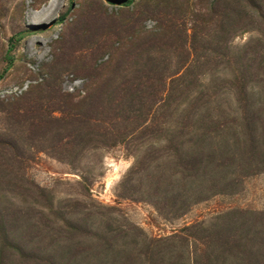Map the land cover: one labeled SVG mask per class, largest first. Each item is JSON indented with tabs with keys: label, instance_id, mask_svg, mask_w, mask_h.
Instances as JSON below:
<instances>
[{
	"label": "trees",
	"instance_id": "trees-1",
	"mask_svg": "<svg viewBox=\"0 0 264 264\" xmlns=\"http://www.w3.org/2000/svg\"><path fill=\"white\" fill-rule=\"evenodd\" d=\"M108 1L120 5L118 15L109 19L98 9L93 23L84 26L86 32L83 28L76 29L77 35L69 43L76 58L78 51L83 50L95 49V52L108 48L112 51L109 60L89 69L92 76L102 81L90 87L85 95L39 81L8 104L12 126L23 127L25 137L19 138L15 131H0V193H9L13 200L28 204L31 210L39 204L60 215L55 221L49 217L44 221L52 226L46 239L51 230L54 236L45 251L35 255L24 243L9 245L18 251L23 264H83L77 260L81 253L86 254L83 259L89 254L105 257L113 248V243L105 242V235L116 231H93L89 222L93 213L78 214L89 209L83 206L81 199L74 201L76 206L61 205L55 209L54 194L34 183L25 172V153L30 148L37 149L35 142L40 144L39 151H48L71 163L78 160L86 148L119 143L128 148L139 147L153 139H164L166 144L161 152L147 154L145 164L151 166L162 157H173L177 166L190 172L193 178L200 168L207 169L214 160L221 162L216 156L224 151L214 137L222 135L228 127L227 122L220 120L229 118L219 101L230 93L238 104L242 120H228L233 128H241L240 132L232 130L234 143L244 144L237 137L244 131L255 135L250 138L248 150L244 144L245 150L239 146L236 154L246 163L256 154L264 164V149L260 153L264 138L258 137L260 132L255 126L262 123V117L258 110L252 109L254 102L248 92L255 83L264 87V78L258 79L259 71L236 70L231 71V77H220L218 71L203 70L213 61L229 58L220 49L221 43H226L235 33L232 29L235 18L240 21L249 13V16L264 19V2L154 0L139 1L131 8L134 0ZM148 18H154L158 25L156 30L145 34L141 25ZM102 21L110 23L112 30L98 33ZM99 36L106 37L107 41L101 42ZM214 42L216 48L212 46ZM207 75L210 83L205 82ZM186 144L192 145L194 150L183 154ZM142 168L140 159L125 181L133 180ZM182 170L176 173L181 174ZM201 173L205 174L202 170ZM6 201L7 198H0V214L6 215L12 210ZM176 204L172 207L178 208ZM77 206L81 209L77 210ZM172 210L185 209L181 206ZM228 217H231L229 221L224 220L221 225L198 222L168 237H148L136 227L133 233L129 230L124 233L118 228V236L131 238L127 245L133 250V257L116 264H264V212L247 210ZM29 220L27 226L33 228L36 220L43 221V217H36L32 223ZM60 221L67 223L66 228ZM44 236L42 233L40 242ZM92 236L97 243L91 249L80 247L85 241L78 238ZM56 244L74 251L69 258L56 257L52 249ZM3 248L0 247V260L5 264Z\"/></svg>",
	"mask_w": 264,
	"mask_h": 264
},
{
	"label": "rangeland",
	"instance_id": "rangeland-1",
	"mask_svg": "<svg viewBox=\"0 0 264 264\" xmlns=\"http://www.w3.org/2000/svg\"><path fill=\"white\" fill-rule=\"evenodd\" d=\"M139 1L154 0H134L131 8ZM98 9L103 10L109 18L118 15L122 8L108 0H0V131H15L19 138L24 139L23 127L11 124L8 104L15 102L39 81H47L63 91L80 95H85L90 87L102 81V78L92 76L89 69L92 65L109 60L112 51L108 48L95 52V49L83 50L78 51L76 58L73 48H69V43L77 35L75 30L93 23ZM241 19H234V35L226 43H221L220 50L229 58L213 61L203 70L218 71L220 77H231V71L236 70L259 71L260 80L264 78V19L262 16H249V13ZM157 25L154 18L144 20L142 33L156 30ZM100 26L98 33L112 30V25L105 21ZM104 39L107 41L106 37L99 36L98 40L102 42ZM215 43L212 44L214 48ZM205 78V82L210 83L209 76ZM248 92L250 100L254 102L252 109L258 110V115L262 117V123L255 124L260 132L258 137L264 138V87L255 83ZM234 100L233 95L228 93L219 102L227 111V118L241 122V112ZM229 119H220L227 122L228 127L222 135L214 137L224 151L216 158L225 163L219 165L221 162L214 160L207 169L200 168L193 178L189 176L190 172L177 166V160L173 157H162L151 166L145 164L147 154L151 156L150 153L155 155L161 152L166 144L164 139H153L139 147L128 148L126 144L119 143L111 147L86 148L79 159L71 163L48 151H39L40 144L35 142L37 149L26 150L27 159L23 164L34 183L54 194L55 209L61 205L76 206L74 201L81 199L83 206L89 209L81 210L78 214L84 216L83 211L93 213L89 220L93 231L116 230L105 235V242L108 245L113 243L107 256L89 254L83 259L86 254L81 253L77 260L83 261V264L87 261L91 264L121 263L133 257V250L127 245L131 241L128 235H117L120 230L133 233L136 227L148 237H168L198 222L208 226L214 223L221 225L224 220L229 221L231 217L228 216L240 211L264 212L263 159L255 154L246 163L236 154L240 145L234 143L232 130L240 132L241 128H233ZM254 136L246 131L237 135L247 150L250 138ZM243 145L240 147L245 150ZM183 149L184 154L194 150V147L186 144ZM260 149L261 153L264 146ZM140 159L143 164L140 173L135 174L133 180L125 181ZM179 170H182L181 174L176 173ZM201 170L205 174H200ZM0 198H7V206L12 207L6 215L0 214V247H4L2 254L5 264H23L18 251L9 245L24 243L35 255L45 251L54 238L51 230V235L46 239L52 228L51 223H46L47 218L55 221L60 215L39 204L31 210L28 204L13 200L9 193H0ZM175 202L178 208L172 207ZM181 206L185 209L182 212L172 210ZM20 207L25 208L22 210ZM76 209L81 208L77 206ZM38 216H42L43 221L36 220V227L33 228L27 226L29 219V223H32ZM66 218L69 220V217ZM65 221L59 222L64 228L67 225ZM42 233L45 236L40 242ZM78 239L85 241L80 247L88 246V249L97 243L94 236ZM52 249L56 257L63 255L65 259L74 251L71 247L58 244Z\"/></svg>",
	"mask_w": 264,
	"mask_h": 264
}]
</instances>
